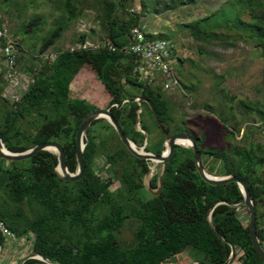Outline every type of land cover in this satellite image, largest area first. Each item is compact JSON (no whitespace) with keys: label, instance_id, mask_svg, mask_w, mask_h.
Wrapping results in <instances>:
<instances>
[{"label":"trees","instance_id":"obj_1","mask_svg":"<svg viewBox=\"0 0 264 264\" xmlns=\"http://www.w3.org/2000/svg\"><path fill=\"white\" fill-rule=\"evenodd\" d=\"M181 1L191 3V0ZM123 5L104 0L101 23L107 31L105 40L116 51L57 49V58L50 63L41 61L40 67H35V57H31L27 72L34 74V82L16 102L9 103L2 97L0 86L1 139L13 152H24L48 141L58 142L64 149L69 170L75 172L76 132L80 122L98 107L73 93L71 85L83 70H89L108 94V109L130 140L139 146L144 142L143 133L136 131L135 126L138 109L135 98L144 97L153 106L165 131L172 130V134L186 131L195 138L202 162L203 157L217 160L223 175L234 174L247 183L256 205L257 233L264 248V229L259 224L262 215L259 207L264 204V113L257 107L252 108L261 120V127L258 126L261 140L253 139L247 149L228 144L222 149L203 148V136L197 137L186 126L171 128V103L160 87L139 85L133 75L134 56L126 51L131 29L137 25L131 26L137 15L132 13L127 26L115 15L120 8L125 9ZM65 7L74 18L71 0L65 1ZM217 16L221 18L215 21ZM222 24L236 33H228L231 42L246 37L264 56V1L227 0L202 23L197 21L189 27L196 38L211 40L216 32L223 30ZM64 28L57 26L39 53L54 45ZM125 35L126 39H122ZM84 40L82 35L78 41ZM178 60L183 61L180 57ZM125 86L134 87L137 93L130 96ZM143 105L161 133L149 105ZM220 121L227 130L225 118ZM100 122H105L113 132L120 144L118 148L113 149L108 136L101 138L93 133ZM140 127L149 132L142 119ZM255 128L249 126L247 133H253ZM236 132L228 129L226 137H233ZM85 143V173L75 182L63 181L57 176L56 155L50 151H40L23 161L0 160V221L19 239L26 238L22 244L10 243L9 252L15 264L29 254H39L52 264H170L171 258L185 255L186 251V264H224L231 254L230 244L235 252L230 264H263L250 241L249 211L229 205L243 201L239 187L236 183L220 186L205 183L196 171L190 149L175 146L164 169L162 190L153 196L142 184L150 163L132 156L105 119L93 122ZM162 143L163 138L155 143L154 153H161ZM146 150L149 151L148 147ZM96 170L104 177H98ZM151 185L157 187V175ZM141 191L147 196H142ZM218 201L227 204L216 206L211 219L227 243L216 235L207 220L210 208ZM242 211L247 214L246 220ZM127 220H132L135 227L133 242L125 244L120 234ZM4 243L7 241L0 235L1 248ZM24 264L47 263L29 259Z\"/></svg>","mask_w":264,"mask_h":264},{"label":"rangeland","instance_id":"obj_2","mask_svg":"<svg viewBox=\"0 0 264 264\" xmlns=\"http://www.w3.org/2000/svg\"><path fill=\"white\" fill-rule=\"evenodd\" d=\"M65 1L0 0V21L7 27L12 38L25 49L20 60V69L22 76L27 77V81L35 78L27 72L32 62L31 57L39 54L43 42L57 26L63 25L64 31L56 43L47 50H71L82 35L89 43L95 45L107 37V31L101 23L104 0H71L76 15L74 18L67 11ZM106 1L116 4L122 2L125 9L120 8L115 13L119 19L128 26L133 18L132 13L137 15L131 26L137 24L151 39L166 40L174 44L179 57L183 60L177 63L180 89L164 91L159 86L160 83L153 85L160 87L171 103L173 116L171 128L186 126L197 137L203 136V148L216 146L222 149L228 144L229 147L247 149L253 139L261 140L258 127H261V120L259 114L252 108L257 107L264 113V56L253 41L246 40V37L231 42L228 33L231 35L236 33L227 27L223 28L224 24L223 30L221 28L222 31L216 32L215 38L211 40L196 38L189 27L197 21L202 23L203 19L214 14L227 0H191V3L181 0ZM217 18L221 17L217 16L215 21ZM244 19L248 20V17L245 16ZM126 36L122 39H126ZM33 63L35 67L42 64L36 57ZM0 75L2 79L0 86L3 87L1 94L2 97H7L9 103L13 102L15 95H21L28 89H22L19 83L15 86L16 89L19 88L18 92L13 95V84L3 78L1 68ZM71 89L77 96L94 103L98 109L108 108L109 96L89 70H83L78 75ZM125 89L129 94L137 93L132 86H125ZM141 112L142 123L146 124L149 130L147 147L152 152L155 147L154 141L162 139L164 134L162 135L153 125L145 105ZM224 118L227 130L222 127L220 121ZM249 126L256 127L252 129L251 134L247 133ZM228 129L238 132L227 138ZM170 132L172 134L173 131ZM93 133L101 138L108 136L109 142L114 146L113 149L120 146L105 122L97 124L93 128ZM203 162L212 175H223L219 161L203 157ZM118 168L121 169V166L118 165ZM155 174L156 172L152 177ZM141 195L147 196L144 191H141ZM259 210L262 213L259 224L264 229V204ZM242 217L247 219L245 211H242ZM134 227L135 223L127 220L120 234L123 243L133 242ZM9 246V242L3 244L0 264H15ZM187 253L188 251L184 252L185 255ZM185 255L180 254L171 258L170 264H186Z\"/></svg>","mask_w":264,"mask_h":264},{"label":"water","instance_id":"obj_3","mask_svg":"<svg viewBox=\"0 0 264 264\" xmlns=\"http://www.w3.org/2000/svg\"><path fill=\"white\" fill-rule=\"evenodd\" d=\"M136 101L138 104L137 109V120H136V131L143 133L144 135V142L143 145L139 146L132 140H130L122 130L121 126L119 125L116 118L113 116L110 109L99 108L91 113H89L79 124L78 130L75 136V159H76V171L71 172L67 166L66 159H65V152L61 144L54 141H48L45 143L36 144L32 148L24 151V152H13L8 149L0 137V160L6 161H23L28 160L34 157L40 151H50L56 155L57 165L55 167V172L57 176L63 181H71L75 182L80 180L85 173V163L83 159V152L86 146L85 138H87V132L90 126L98 119H105L111 127L116 132L120 142L125 146V148L129 151V153L137 159L145 160L151 163L147 172L145 173L142 184L145 190L153 195L157 196L163 187V180L162 176L164 173L165 166L167 162L170 160L171 156L173 155L174 148L176 145L182 146L184 148L190 149L193 155V161L196 168V171L200 178L207 184L212 186H220L226 185L230 183H236L239 187L243 201L237 205L229 204L232 207H245L249 211V218H248V233L250 237V241L252 243V247L254 248L256 254L258 255L261 262L264 264V248L260 242L257 227H256V205L255 202L250 194L249 187L247 183L235 176L234 174L222 175V176H214L209 173L202 162V156L200 151L198 150L195 138L189 134L188 132H181L170 134L164 130L161 126L160 122L157 119L155 110L153 106L150 104L149 100L144 97H136ZM143 103L149 105L153 117L160 127L161 131L164 134V142L162 144L161 153L156 154L151 151L146 150L147 141H148V134L147 132L140 127L141 121V109L143 107ZM156 172L157 174V187L153 188L151 185L152 174ZM220 204H227L225 201H218L216 202L209 210L207 220L213 231L216 235L225 243L227 241L218 233L217 229L213 225L211 215L214 208ZM231 247V254L230 257L224 264H230L233 256H234V247L230 244ZM0 254H1V245H0ZM29 259H38L47 264H52V262L39 254H29L23 257L18 264H24L25 261ZM193 264H205L202 262H193Z\"/></svg>","mask_w":264,"mask_h":264},{"label":"built area","instance_id":"obj_4","mask_svg":"<svg viewBox=\"0 0 264 264\" xmlns=\"http://www.w3.org/2000/svg\"><path fill=\"white\" fill-rule=\"evenodd\" d=\"M105 39L103 42L98 43V45L91 44L87 40L78 41L71 50H98L106 48L112 52L116 51L117 48ZM24 52V47L12 38L7 27L0 24V59L4 66V71H1L3 78L13 84V95L18 92L19 88L16 89L15 86H18L19 83L22 89H26L34 82L32 79L27 81V77L21 74L19 62ZM126 52L134 56L133 75L136 77L137 84L147 87L160 83L159 86L164 91L181 88L177 70L179 55L174 44L166 40L151 39L136 25L131 29V41L127 46ZM58 54L57 51L46 50L38 55L36 54L35 57L42 62L50 63L57 58ZM29 75L31 77L34 76L33 73H29ZM21 95H15L13 101H19ZM96 174L98 177H104L98 170H96ZM0 235L9 243L16 242L22 244L26 242V238L19 239L2 221H0Z\"/></svg>","mask_w":264,"mask_h":264},{"label":"flooded vegetation","instance_id":"obj_5","mask_svg":"<svg viewBox=\"0 0 264 264\" xmlns=\"http://www.w3.org/2000/svg\"><path fill=\"white\" fill-rule=\"evenodd\" d=\"M130 96H133V94H130ZM130 101V100H129ZM161 130V129H160ZM165 130V129H164ZM161 133H162V135H163V131H161ZM160 139V138H159ZM159 139H157L156 141H154V143H157V141L159 140ZM163 139H164V136H163ZM155 149V148H154ZM154 152V151H153ZM150 165H151V163H150ZM155 175H157V174H155ZM154 175V176H155ZM154 176L152 177V179L154 178ZM151 179V180H152Z\"/></svg>","mask_w":264,"mask_h":264},{"label":"crops","instance_id":"obj_6","mask_svg":"<svg viewBox=\"0 0 264 264\" xmlns=\"http://www.w3.org/2000/svg\"><path fill=\"white\" fill-rule=\"evenodd\" d=\"M4 25V24H3ZM86 40V39H85ZM55 51V50H54ZM20 63V62H19ZM0 68H1V70L2 71H4V66H3V64H2V61H1V59H0ZM101 84V83H100Z\"/></svg>","mask_w":264,"mask_h":264}]
</instances>
